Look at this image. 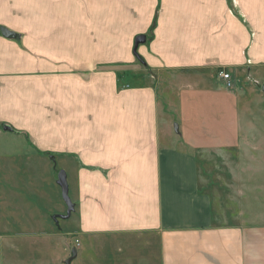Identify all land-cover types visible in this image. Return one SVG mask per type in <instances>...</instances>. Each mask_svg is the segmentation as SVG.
Masks as SVG:
<instances>
[{
	"label": "crops",
	"instance_id": "obj_1",
	"mask_svg": "<svg viewBox=\"0 0 264 264\" xmlns=\"http://www.w3.org/2000/svg\"><path fill=\"white\" fill-rule=\"evenodd\" d=\"M1 27L15 37L0 32V264H46L34 224L66 212L56 177L7 181L13 141L65 172L70 264H264L263 213L221 214L199 162L249 138L233 115L242 79L264 71V0H0ZM258 151L224 182L226 205L262 191Z\"/></svg>",
	"mask_w": 264,
	"mask_h": 264
},
{
	"label": "rangeland",
	"instance_id": "obj_2",
	"mask_svg": "<svg viewBox=\"0 0 264 264\" xmlns=\"http://www.w3.org/2000/svg\"><path fill=\"white\" fill-rule=\"evenodd\" d=\"M136 69L137 72H143L144 68L142 66H138ZM263 72L264 71H261L258 74L252 73L248 76V78L242 79V82L240 83L241 88L239 90L242 91V95L240 96V103H237L238 107L233 117L241 119L242 126H240L239 132L244 134L248 133V140L237 142L231 150V157H223L225 144L224 141H221V143H217L216 148L217 151L221 152L217 154L216 157H208V159L205 158L199 161L201 164H206L201 167L203 175L206 177V179H208V185H204V188L211 191L215 200L214 202L221 214H225V212L226 214H229L230 211L237 214V212L243 209L248 216H250V214L254 215L255 213L259 214L260 212L264 215V185H261L263 189L257 194L256 197L255 191L252 190V187H250V185H244L243 189L246 192V196L244 197V205L238 204V201H232L235 206H229L230 204L226 205V201H224V193L227 191V189L224 188V182L231 181L229 175L230 172L237 174L240 172V167L243 166V168H246V164L248 165V168H255L256 161L261 160L260 156L255 155V150H259L258 152L264 153V141H256L255 139V135H259V133H261V135L264 134V93L261 91V86L264 84ZM147 74L148 75L146 76L145 74L139 75L137 73L136 77L141 78L143 82L155 83L157 81V77L155 75H150L149 72ZM169 77V79L173 81L174 79H177V76L174 75H169ZM192 88L201 89L202 91L205 90L197 84L192 86ZM193 92V89L187 88L184 89L183 93L180 95L181 97H183V95H188V97H190V95H193ZM200 94H202V92L198 95ZM206 109L208 110L209 107H206ZM210 114L211 116L214 115L212 112H210ZM256 120H258L260 124H257L258 122L255 123ZM246 121H253V124L245 123ZM222 132L223 130L220 132V134ZM7 146L8 143H5L4 150H6L5 152L7 156L16 160L17 162L14 165V171L12 175L11 173L7 174V181L11 182L17 180L19 182L30 184L34 178V181L37 180L40 185H55V175L59 171L57 170L59 169L58 161L54 159H52V161L49 160V156V158H45L44 161L40 160L39 163L35 162L34 167H32L31 161H33V159H28V155H26V153L21 154L18 143L13 141V143H10L9 147ZM251 153H253L252 158H250ZM258 167L264 171V158L263 162L259 163ZM15 172H17V174ZM249 173H251L252 177H255V170L250 169ZM55 214L61 213H59L58 209H51L49 207L46 212V223H39L38 226L34 224L36 232L41 234L39 237L33 239L34 241L38 242V245L35 249L36 254H34V258L38 263L44 261L46 264H65L64 261L68 259V257L64 256V251L62 250V246L60 244L62 237L60 236L59 232L61 231H58L57 229L61 228L62 230L63 226L71 224V218L59 219V221L57 220V223H55L52 220V216ZM52 225H54L55 228L52 229ZM59 225L61 226L59 227ZM24 228L29 229L31 227L25 226ZM29 231L31 233L33 232L31 229H29ZM20 244L23 246L22 248L29 246L27 245L26 239L22 240ZM43 248H45V250ZM83 264L90 263L85 261Z\"/></svg>",
	"mask_w": 264,
	"mask_h": 264
},
{
	"label": "water",
	"instance_id": "obj_3",
	"mask_svg": "<svg viewBox=\"0 0 264 264\" xmlns=\"http://www.w3.org/2000/svg\"><path fill=\"white\" fill-rule=\"evenodd\" d=\"M0 32L1 34L6 37H15V34L12 31L7 30L4 27L0 28ZM145 42V36L144 35H137L134 39V52L137 48L138 45L143 44ZM261 91L264 93V84H262L261 86ZM9 127L5 126L4 129H8ZM56 183L59 185L60 189H61V198L64 201L65 205H66V212L65 214H55L52 216V220L57 223L58 219H67L71 212L74 209V204L71 202L69 195H68V186L66 183V177H65V172L63 170H60L57 172L56 175ZM76 255V251L75 249H72L71 251V256L66 259L64 262L65 264H70V261L75 257Z\"/></svg>",
	"mask_w": 264,
	"mask_h": 264
},
{
	"label": "built area",
	"instance_id": "obj_4",
	"mask_svg": "<svg viewBox=\"0 0 264 264\" xmlns=\"http://www.w3.org/2000/svg\"><path fill=\"white\" fill-rule=\"evenodd\" d=\"M218 76L226 82V86L230 87L231 82L230 80V75L227 72H224L223 70L218 71Z\"/></svg>",
	"mask_w": 264,
	"mask_h": 264
}]
</instances>
